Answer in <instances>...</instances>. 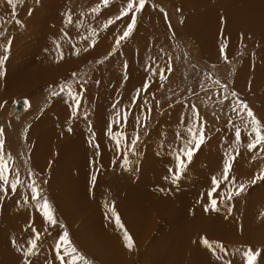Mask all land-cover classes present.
<instances>
[{"label":"rangeland","instance_id":"obj_1","mask_svg":"<svg viewBox=\"0 0 264 264\" xmlns=\"http://www.w3.org/2000/svg\"><path fill=\"white\" fill-rule=\"evenodd\" d=\"M125 5L126 0H110L108 6H104L102 0H16L15 7H13L9 3V0H0V61H2L0 63V128L4 129L5 151L12 154L14 165L19 168L22 177H27L29 169L35 173L37 184L43 190L42 195L47 197L51 202L59 223L66 226L73 245L90 264H116L112 260H104L100 256L101 248L97 244H100V241H102L100 236L104 232L107 233V230L110 231V227L113 224V221L105 216V202L109 205L113 202L115 203L121 221L123 224L125 223V219L119 211L121 209L118 206L120 202L112 197L114 195L112 192H117V189L113 187L111 191H107L105 185H102L106 181L95 182L94 186H90L91 184L89 185L88 182H82L79 179L77 180L76 177H72L77 182L71 185L70 179L69 185L65 188H72V192L69 190L64 191L67 192L68 196L74 193L76 200H79L81 198L79 193L82 192L83 187H87L83 192L82 200H86V205H88L86 209H84V206H81L84 211L81 212L80 210L81 213L79 212L78 215H74V212L70 209V205L60 200V189L62 190L64 183L62 184V180L57 176L58 171L54 170L56 173H53L49 168L39 167L33 161L32 158L35 156L31 154V151L35 146L36 138L39 139V148L45 150L46 145L45 140L41 137L40 128H30L33 119L35 122L37 118L49 117L50 106H53V97L49 96V91L51 90L49 86H56L67 82L64 78L68 73H72V71L79 76L90 73L97 63V60L90 59L84 65L78 59L79 54L74 53L72 48L65 44L71 33L67 32L64 36V33L55 35L54 32H58L63 25H66L69 32L72 31L74 23H69V16L71 17L74 11L81 10L82 12L92 13L94 19L91 21H97V31L98 33H102L97 38L102 44H96L98 47L100 46L99 50L101 49V52L108 51L100 58L101 61L105 60V57L108 56L115 45L116 37L122 35L126 29L127 23L130 22V17H125L106 29L104 28V24L109 18H115V16L119 15L121 7ZM59 6L60 8H65L67 12L63 15L62 22L58 23ZM96 8L101 9V11L93 13V9ZM35 10L39 11V14L42 16L41 22L44 24V28L41 27L36 19L33 24L29 22V17L34 14ZM209 11H212L211 16H208L209 14L206 13ZM153 12L155 13L154 17L151 16ZM165 14H167V20L171 24L174 36L169 30L168 23H166ZM198 16H202V18H198ZM186 18L187 20H185ZM205 21L211 22L207 24ZM84 22V18H81L79 21L81 28H83ZM196 23L198 25H195ZM25 24L29 25V27L25 28ZM263 27L264 0H216V2L215 0H147L145 9L138 14L136 29L126 42H122L121 50L117 52L119 56L115 59L116 65L121 63L123 66L125 62H127V65L128 62L132 64L133 57L137 58V51H132L130 60V56H126L125 48L131 47L132 49L138 43L136 47H138L139 51L141 42L137 41V38L140 37L145 42L147 55L151 57L157 55V58H161V67H167V57L171 56L173 71L170 75H167V79L163 84H161L158 74L156 77H150L152 81L150 87L147 92H144L145 94H140V96L146 95V98H143V104L144 100L147 99L148 104L151 106V113H148V108L145 105L144 113L137 114L141 115V125L146 123L147 126L139 128L140 139L136 146L138 157L130 156V158L136 161L142 154L141 152L145 151L149 155L148 163L159 167L164 176L158 179L149 178L146 183L147 200H145V206L148 214L146 219H149L147 221V232H149L147 234L149 236L147 238L143 237L141 240L134 239V247L131 250L127 248L125 252V255H127L125 257L126 260L124 259L123 263L120 264H143L141 252H143L145 257L144 264H188L183 252L179 257L175 253H171V251L162 249V247L173 241L181 242L177 240L179 233L185 235L188 243L192 241L196 243L198 230L192 229L191 231L190 228L191 220H196L194 217L200 218L201 221L206 222L208 225L209 237H201L200 239L207 238L212 242L221 241L229 249L225 260L231 259L236 264H239L242 261V257L239 253L235 252L237 248L251 246L253 249L264 250V181H257L255 184L251 183L254 175L264 172V152L259 150L248 151L247 144L249 138L247 130L242 131L241 144L237 146L240 155L235 158L231 171V175L235 176L239 182H244L248 185L247 190L229 202L232 208L231 214H228L227 205H221V209L218 212L205 211L206 205L210 207L207 193L212 187V177H222V153L225 149V145L222 142L225 137H227L229 144L233 143L234 140V129L229 127V120H232L242 129L244 128V121H241L232 112L231 105L234 99L231 96L223 104L216 101L215 93L217 91L221 93L224 91L220 85H226L229 94L232 92L237 93L239 100L246 102L256 117L261 122H264ZM250 28L257 32L255 35L252 34V38L245 35L246 31ZM199 29L205 30V32H212L220 43L219 47L227 45L223 56L221 55L219 58L213 60L200 56V46L197 40ZM226 29L236 30L231 36H224L223 32ZM16 34L20 36L26 35L27 37L16 40L13 38V36H17ZM42 34L43 36H41ZM78 36L82 40L76 45V49L84 46V42L91 41L94 38L86 35L89 39L84 40L83 36ZM52 39L54 42H51ZM36 42L44 46L47 52L45 53L46 56L58 59L55 60L56 63H59L62 50L63 55L60 60H62L64 69L56 70L52 73L41 72L38 70L40 63L36 61L26 66L38 68L33 74L22 73L23 71L20 72V69L17 70V73L16 69L11 72V68L17 67L20 64V60L33 52L32 48ZM79 52L80 54L83 53V49ZM66 56L69 57L66 59ZM18 68L20 67L18 66ZM54 68L59 69L60 66L54 65ZM241 69L249 71V75L244 76L248 79L247 81L245 79L240 80L239 76L243 75L239 74ZM142 70H144V67ZM255 70H260L258 76L257 74H253ZM195 73L202 75L198 77ZM41 75H53L54 79L44 81ZM250 76H252V79L249 81ZM127 78L128 68L125 69L124 74L119 79V84H125ZM57 80L58 82H56ZM214 81L219 83L217 84ZM201 82L204 84L203 89L200 87ZM132 88L136 87H128V90L131 89L130 93L129 91H125L126 94H130L128 107L132 106L130 104L131 97L136 94ZM21 99L29 102L24 107L22 106L23 108H28L21 109L22 107H14L15 103ZM141 99L142 97H140ZM19 105H21V102ZM192 105H195L199 109L200 118L207 122L205 126L207 139L188 165L179 184L173 185L170 178L169 180H165L164 177L169 175V166L175 167L174 154L171 149L176 148L179 143L176 139V133H180L185 140L189 139L186 126L188 125L187 118L191 115ZM54 106L57 115L63 116V105ZM13 108L19 111H14ZM116 108H118V105H116ZM20 111L22 114L13 115ZM115 111L116 109L113 110L114 113ZM182 114L185 115L183 122L181 121ZM54 118L57 117L54 116ZM163 118L165 128H163V132L160 129V141L157 148H154L152 143L156 142L153 139L157 137L156 125ZM49 125H47V128L58 134H54L53 147L51 148L53 149V155L56 156L55 159L58 156L59 159L68 158L71 156L70 153L63 155V152L67 151L68 147L61 142L65 140L66 134L69 136L73 135L67 131H59L54 124ZM134 126L130 133L131 136L137 131V124H134ZM131 136L128 137L132 138ZM165 141H167V146L162 143ZM148 145L151 148L146 149ZM75 148L80 149V147ZM52 162L49 161V163ZM120 162L117 155V164L120 165ZM147 165L145 168H147ZM119 169L117 170V174L119 173ZM151 170H146V173H149ZM132 172V182L135 186H138V183L135 181L138 180L140 171L134 167ZM143 174L145 175V171H143ZM102 179L110 178H104L103 176ZM76 183H79L80 187ZM100 186L101 195L97 197L96 188ZM161 188L165 189V191H160ZM118 191L116 195H119L120 190L118 189ZM19 193L18 200H22L23 193ZM28 195L30 199V192ZM216 195L218 196L219 193ZM8 196L4 198L6 205L3 204V209L4 211L8 210L12 212L13 207L8 208V205L10 206L11 204L13 206L14 199L11 194ZM1 198L3 199V197ZM89 204L93 205L92 209H90ZM6 207L7 209H5ZM94 208L99 212H96L98 218L96 222L89 221L90 225L96 230L94 235H97L98 238L94 239L95 243H92L90 239L89 242H86L84 239L85 229L83 221L84 216L88 217L89 211H94ZM18 209L22 213L19 216H21L23 221L22 226L19 227V232L21 236L27 237V241L31 238L32 234L31 230L28 229L26 235L25 229L26 225H28L27 223L33 217L35 219L34 227L38 230L43 232V229L47 227L43 223L39 213L31 205H25L21 202ZM104 219L107 221L105 222ZM187 220L189 227H187ZM22 221L19 220L18 223H22ZM103 221L104 223H102ZM0 229H2L0 230L2 232H0V240L4 242L8 241V239L3 240L7 234L12 235V233H17L18 231V229L5 225L0 227ZM49 231L55 235L61 229L58 227L49 228ZM121 235H124V233ZM45 236L46 238L41 244V249L42 247H47L48 249H42L37 259L32 258L36 259L35 262L37 264H46V259L54 261V264H59V261L55 260V255L50 247V245L54 244V240L46 234ZM26 247L27 244L24 248ZM144 247H147V249ZM158 249L161 250L158 251ZM207 252L210 264H220L217 257L208 248ZM78 264H82V262H78ZM258 264H264V251L258 257Z\"/></svg>","mask_w":264,"mask_h":264},{"label":"bare ground","instance_id":"obj_2","mask_svg":"<svg viewBox=\"0 0 264 264\" xmlns=\"http://www.w3.org/2000/svg\"><path fill=\"white\" fill-rule=\"evenodd\" d=\"M0 9H1V6H0ZM225 9H226V6H225ZM66 12L67 11L65 8L59 9V18L57 19L58 23L62 22L63 15L66 14ZM155 13H157V11H155ZM155 13L153 12L151 16L154 17ZM206 13L209 14L208 16H211L210 14L212 13V11H209ZM41 18L42 16L39 14V11L35 10L34 14H32L29 17V22L33 24L36 19L40 23L41 27L44 28V24L41 22ZM81 18H84L85 20L83 28L79 26V21ZM198 18H202V16H198ZM93 19H94V15H92V13L82 12L81 10H76L71 15V21L72 23H74L73 24L74 28L72 29V31L69 32V29L66 27V25H63L61 29L58 32H54V34L60 35V33H64V36H65L67 32L71 33L69 35L71 39H69L68 37V39L65 42V44L70 48H72L73 45L76 46L82 40L78 35L83 36V37L86 35L94 37L96 38V43H101L99 42L97 37H95L93 34V30H96V31L98 30V24L96 23L97 21H91ZM185 20H187V18ZM208 22L206 23L208 24ZM195 25H198V24L196 23ZM28 27L29 25L25 24V28H28ZM195 28H192V29H195ZM233 29L224 30L223 35L231 36L236 30V29L235 30ZM192 32H194V30H192ZM81 33L83 34L81 35ZM43 34L41 36H43ZM101 34L102 33H99L98 38L101 36ZM252 34L255 35L257 34V32L250 28L248 31H246L245 35H248L249 37L252 38ZM16 35L17 36H13V38L16 40H21L27 37L26 35L25 36H20L19 34H16ZM198 37H197V40L200 46L199 52L201 53L200 55L201 57L205 59L213 60L221 56L220 47H219L220 43L218 40H216L215 38L216 36H214L212 32H205V30L203 31L202 29H199ZM137 40L141 42L142 38L138 37ZM51 42H54V40L52 39ZM83 44L84 46H82L81 48L80 47L77 48V51L79 54L78 59L80 60V62H83V64L85 65L86 63L89 62L90 59L97 60L95 68L92 70V72H90L91 79L85 85V87L87 88V92L84 93V96H83V108L89 112L90 114L89 120L86 122L82 118H79V117L75 120H70L69 119V115H70L69 104H71V101L69 100L67 103H65L64 95L59 96V97H53V103H52L53 106L62 104L63 105L62 108H64V115L58 116L55 106L53 107L51 105L48 118L47 117L42 118V119L37 118L35 122L33 119L32 126L30 129H33L36 127L40 128L41 137L45 140L46 149L43 150L38 147L39 139L36 138L35 146L33 147L31 151V154L34 155L35 157H33L32 159L34 162H36L39 165V167L43 166L45 168H49V170L52 171L53 173H56L54 172V170L58 171L57 176L60 177V179L62 180V184L64 183V187L62 188V190L60 189V194H59L60 200L70 205V209L72 212H74V215H78L80 210L81 212L84 211L81 206H84V209H86V206L88 207V205H86L87 201L82 200L83 192L87 189V187H83L82 192L79 193L81 198L79 200H76V195H74V193L68 196L67 192L64 191V190H69L70 192H72L73 190L72 188L65 189L69 185L68 182L70 179H71V183H70L71 185H74L73 183L77 182L78 179L81 180L82 182H88V184L90 185L91 184L90 176L95 174L97 176L96 182L106 181L102 185H105V188L107 191L109 190L111 191L113 187L117 189V192H119L118 191L119 189L120 190L119 195H116L117 192L113 191L112 194L114 195H112V197L114 199H117L118 202H120L118 206L121 207L119 211L121 212L122 217L125 219L124 226L129 232L133 240L134 239L141 240L143 239V237L147 238V236H149L148 235L149 232H147L148 230L147 221H149V219L148 218L146 219V216L148 217V214L146 212V206H145V200H147L146 183L149 180V178L158 179L164 176V174L161 173V170L159 169V167L153 165L152 163H148L149 155H147L145 151H142L140 149L142 151L141 152L142 154L140 155L139 159H136V161L134 160L135 161L134 167H136L140 171L138 174V180L135 181L136 183H138V186H135V184L132 182V179H131L133 172L124 170L120 167L119 164H117L118 154L116 152V145L106 135V130L108 128L109 121L114 118L115 113L113 112L114 108L112 107L114 101L119 100V104H117L118 105L117 109H120L121 111H123L125 108H128V100H130V94L125 93V91H129L130 93L131 89L128 90L127 89L128 87L131 88L135 86L136 88H132L134 89L135 93L137 89H141V93H144L143 85H144L146 76H148L149 74L146 73L144 70H142V68L145 66L146 58L149 56L146 53V46L144 45L145 43H141L139 51H138V47H136L138 43H136L132 49L131 47H126L125 48L126 56L129 55L130 60H131L132 51L136 50L137 58L133 57L132 64L128 62V65H127L128 78L125 84H119V79H121L125 71V68L121 65V63L117 65L115 63V59L119 56V54L115 55L113 58L104 60L105 61L104 63L99 64L98 62L101 61L100 58L103 57V55L106 54L108 51L101 52V49L99 50L100 46L98 47L97 44H95L94 47H89L90 41H86ZM32 49H33V52L31 54L27 55L25 58L20 60V64L18 65L20 68H18V66L14 67L13 69L11 68V72L16 69V73H17V70L20 69V72L23 71L22 73H32L33 74L37 71L38 68L37 67L29 68L26 66L36 61L40 63V68L38 70L41 72L45 71L46 73H52V72H55L56 70L64 69V67L62 66V60H60V58L62 57L60 56L59 63H56L55 60H58V59H55L53 57L49 58L48 56H46L45 53L47 52L45 51L44 46H42V44H40L39 42H36ZM81 49H83V53L80 54L79 51ZM259 49L260 47L257 50L259 51ZM259 54L261 55V53ZM68 57L69 56H66V59ZM152 58H154V60L158 62L159 64L162 61L160 57L157 58V55L152 56ZM64 63H65V60H64ZM54 65L60 66V68L59 69L54 68ZM118 67H120V69H118ZM259 71L260 70H255V72L253 71L252 72L253 74H257L258 76ZM73 73L74 71H72V73H68V75L64 78V80L66 81L71 80ZM239 74H243L241 77L239 76L240 80H243V79H245L246 81L248 80L244 76H248L249 71L245 69H241ZM252 76H250L249 81L252 79ZM152 77L154 76H151V78ZM41 78L44 81L50 80V79L53 80L54 76L53 75H49V76L41 75ZM97 81H99V83H97ZM56 82H58V80ZM257 86H259V84H257ZM140 97H142V99L141 100L139 99L137 103L139 101L140 102L138 104L136 103L137 105L134 108H132V114L129 116L127 126L123 128V131L127 133V136H131L130 133L132 129L135 127L134 124H136L135 118L137 117V114H141L140 108L141 107L145 108V105L143 104V98L144 97L146 98V95L140 96ZM18 101L14 105L15 108L25 106V103L21 102V100H18ZM20 102H21V105H19ZM130 104L132 105V100L130 101ZM23 107L21 109L28 108V107H25V108ZM15 108H13L14 111H19V110H15ZM17 114L20 115L22 114V112L20 111L19 113H16V114L14 113L13 115H17ZM54 116H56L57 118H54ZM163 120L164 118L161 119L160 122L156 125L157 126L156 127L157 137L153 138L154 141L156 142L152 143L154 145V148L155 147L157 148L158 142L160 141V136H161V134L159 133L160 129H162V132H163L164 130L163 128H165V121ZM89 123L91 124V130H89V127H88ZM49 124H54V126H56V128H58L59 131H62V132L63 131L69 132L67 129L69 127L72 128V131L69 133H71L73 136H69L66 134L65 140L61 142L65 146L68 147V150L63 152V155L65 153L71 154V156H69L68 158L59 159V156H58L55 159L56 156L53 155V149L51 148L53 147L52 141H53L54 134L55 135H58V134L52 131L50 128H47V125ZM113 130L116 131L118 129L114 126ZM93 132L95 133L93 142L99 144L98 153L95 148L89 146V142H88V137L92 136ZM164 137L170 138L167 136H164ZM129 140H131V138H129ZM162 143L167 146V141L162 142ZM75 147H80V149H77ZM147 148H151V147H149L148 145L146 149ZM90 160L93 161L94 163L90 164L89 163ZM118 160L121 161L122 156L118 155ZM49 161H53V162L49 163ZM146 165H147V168H145ZM118 169H119V173L117 174ZM148 169H152V170L149 171V173H146V170ZM143 171H145V175L143 174ZM103 176L104 178L107 177L110 179H102ZM72 177L73 178L76 177L77 180H73ZM76 184L80 187L79 183H76ZM100 188L101 186L96 188L97 197L101 195ZM122 191H124L123 194H122ZM19 192L21 191L18 190L16 195H12L14 199L12 204L14 205L13 206H11V204L10 206L8 205V208L13 207L12 212H9L8 210L4 211L3 208H4V205H6V203H4L5 199L4 198L0 199V219H1L0 227L5 225V226H11L13 229H18L17 233H12V235L7 234V236L4 237L3 240L8 239V241L4 242L0 240V264H23L22 254L16 250L17 247H25L27 244V237L21 236L19 232V227L22 226L21 224H23L22 218L21 216H19L22 213L20 212L17 206L18 196H20ZM89 206H90V209H92L91 207L93 205L91 206V204H89ZM5 209H7V207ZM96 212L98 211L97 209L94 208V211L92 210L89 211L88 217L84 216L83 227L85 229L84 239L86 242H89L91 240L92 243H95L94 239L98 238L97 235H94L96 233V230L90 225V221H89L91 220V222H96V219L98 218V216L96 215ZM195 218L196 220H191L190 228H191V231L192 229L198 230V237H197L196 243L193 241L188 243L187 239H185V235L182 233H179L177 240L181 242L173 241L170 244H167L164 247H162V249L171 251V253H175L179 257L181 256V253L183 252L185 255V259L188 261V264H210L207 248L202 244L201 239H200L201 237H209L208 225L206 222L201 221L200 218L198 219L197 217H194V219ZM19 220H21L22 223H18ZM106 221L107 220H105V222ZM102 223H104V221ZM187 223H188V220H187ZM187 227H189V223ZM110 229H111L110 231L107 230V233L104 232L102 236H100L99 233L97 232L98 235L102 238V241H100V244H97V245H100V248H101L100 256L103 257L104 260H112L114 263L120 264V263H123V260L127 256L125 255V252L127 251V247L124 246L125 245L124 243H122L123 235L121 234L123 233V231L118 229L115 226L114 222L112 226L110 227ZM201 230H205V231H201ZM27 233H28V230H26V235ZM12 240L16 241V247H14L13 244L11 243ZM42 249L47 250L48 248L42 247ZM145 249H147V247ZM159 250L161 249H158V251ZM37 257L38 256H34V258L36 259ZM144 258H145L144 254L143 252H141V261L143 264H144ZM36 259H33L31 257V260H33L34 262L33 264H37L35 262ZM158 264H161V263H158Z\"/></svg>","mask_w":264,"mask_h":264},{"label":"snow or ice","instance_id":"obj_3","mask_svg":"<svg viewBox=\"0 0 264 264\" xmlns=\"http://www.w3.org/2000/svg\"><path fill=\"white\" fill-rule=\"evenodd\" d=\"M9 3L15 7L16 0H9ZM147 0H126V5L122 6L119 15L115 18H109L104 24L106 29L108 26L115 24L117 21L123 20L125 17H130V22L127 23L126 29L123 31L122 35H118L115 39V45L112 50L109 52L108 56L105 57V60L110 59L117 55V52L121 50L122 42L126 40L133 34L137 26L138 14L145 9ZM104 6L110 4V0H102ZM101 9H93V12L99 13ZM166 23H168L169 30L172 32L171 24L167 20V14H165ZM71 17L69 16V23H71ZM93 34L98 38V31L93 30ZM174 36V32H172ZM71 39V37H69ZM84 40H88V36L83 37ZM96 44V38L91 39L89 47H94ZM227 45H222L220 47V53L223 56L225 53ZM74 53L78 54L76 46H72ZM87 50V49H85ZM162 51V50H161ZM61 50V57H62ZM105 61H99V64L104 63ZM2 63V61H0ZM123 67L127 68V62L124 63ZM144 71L149 75L146 76L145 82L143 85V91L147 92L152 81L151 76L159 75L161 84L167 79V75H170L173 71L172 69V58L171 56L167 57V67H161L158 62L154 60L151 56L146 58V63L144 66ZM196 76H201L200 73H195ZM91 79V73H85L83 76H79L77 73H73L72 80L58 84L56 86H49L51 89L49 91L50 97H59L65 96V103L69 100V119L75 120L78 117L82 118L84 121L89 120V112L83 108V96L87 92L85 85ZM217 83L216 81H214ZM99 83V81H97ZM219 83V82H218ZM217 83V84H218ZM200 87L203 89L204 84L201 82ZM224 91L221 93L217 91L216 101L223 104L231 96L234 99L232 103V112L236 116L244 121V128L242 129L239 125L235 124L232 120H229V127L234 129V140L233 143L229 144L227 137L224 138L223 144L225 145L222 160V177L217 178V176L212 177V187L207 193L209 197V204L205 206V211H220L221 205H227L228 214H231L232 208L230 203L234 197L242 195L246 190L248 185L244 182H239L235 176L231 175L232 164L235 161V158L240 155L239 149L237 146L241 144V135L242 131L247 130V136L249 142L247 144L248 151L259 150L264 152V122H261L244 101L239 100L238 94L232 92L229 94L226 85H220ZM141 89L136 90V95L132 97V106L125 108L123 111L116 108V105L119 104V100L114 101L112 107L116 109L114 118L109 121L108 128L106 130V135L115 143L116 152L118 155L122 156L120 162V167L127 171H132L134 169L135 161L131 157L138 155L136 151V146L139 142V128L146 127V123L141 125L140 115L136 117L137 131L132 136L130 142L127 136V133L123 131V128L127 126L129 116L132 114V108L136 106L137 101L140 99ZM154 95V94H153ZM25 104L28 102L25 101ZM144 105L148 108V113H151V106L148 104L147 99L144 100ZM187 107V105H185ZM140 113H144V108H140ZM246 118V119H245ZM185 115H181V121L183 122ZM188 125L186 126V132L189 136V139L185 140L180 133H176V139L179 142L177 147L171 149L174 154L175 167L169 166L168 173L169 175L164 177L165 180L171 179L173 185H178L181 178L185 174L188 165L192 162L195 154L200 151L202 145L206 142L205 126L206 121L200 118L199 109L195 106H191V115L188 116ZM218 119V117H217ZM114 126L118 129L114 131ZM89 130H91V124L88 125ZM69 132L72 131V128L67 129ZM95 133H92V136L88 137L89 146L93 147L99 152V144L94 143ZM26 138V137H25ZM90 164H93V161H89ZM97 176L95 174L90 176L91 185L94 186ZM257 181H264V172L254 175L251 183L255 184ZM223 185V187H221ZM18 190H21L22 200L17 201L19 206L21 202L25 205H31L34 207L35 211L39 213L42 218V221L47 227L43 229V232L34 227L35 219L34 217L30 220L26 229L31 230V238L27 241V247H17L16 250L22 254L23 264H33L31 257L38 256L41 249V244L44 242L46 236L52 237L54 244L50 245L52 252L55 255V260L59 261V264H90V262L85 259V257L78 251V249L73 245L70 233L67 231L66 226L60 224L58 219L55 216V209L47 197L42 195V189L37 184L35 173L30 169L28 171L27 177H22L19 168L15 167L13 162V156L10 152L5 151V139H4V129L0 128V197L6 198L8 195H16ZM160 191H165L161 188ZM30 192V199L28 193ZM219 193L217 196L216 194ZM105 216L106 218L112 220L115 226L122 230L123 241L126 247L131 250L134 247V241L130 236L129 232L125 228L124 224L121 221L120 215L116 210L115 203L113 202L109 205L107 202L104 204ZM58 227L61 231L57 232L55 235L49 231V228ZM202 244L208 248V250L217 257V260L220 264H236L231 259L225 260L226 256L229 253V249L221 241L212 242L207 238L201 239ZM11 243L16 247V241L12 240ZM264 250L253 249L251 246L242 247L235 249L236 253H239L242 257V261L239 264H258V257L261 256V253ZM46 264H54V261L47 260Z\"/></svg>","mask_w":264,"mask_h":264},{"label":"water","instance_id":"obj_4","mask_svg":"<svg viewBox=\"0 0 264 264\" xmlns=\"http://www.w3.org/2000/svg\"><path fill=\"white\" fill-rule=\"evenodd\" d=\"M21 102H23V103H24V102H25V100H24V99H21Z\"/></svg>","mask_w":264,"mask_h":264},{"label":"crops","instance_id":"obj_5","mask_svg":"<svg viewBox=\"0 0 264 264\" xmlns=\"http://www.w3.org/2000/svg\"><path fill=\"white\" fill-rule=\"evenodd\" d=\"M137 41H138V40H137ZM141 43H145L143 39H142Z\"/></svg>","mask_w":264,"mask_h":264}]
</instances>
